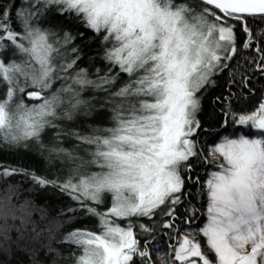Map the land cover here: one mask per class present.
I'll list each match as a JSON object with an SVG mask.
<instances>
[{"label": "snow or ice", "instance_id": "1", "mask_svg": "<svg viewBox=\"0 0 264 264\" xmlns=\"http://www.w3.org/2000/svg\"><path fill=\"white\" fill-rule=\"evenodd\" d=\"M48 7L100 35L110 45L105 59L118 67L116 75L93 80L85 69L77 70L75 37L36 23ZM249 18L264 23V0H199L196 5L188 0H31L19 10L0 6V52L11 48L21 56L0 58V144H39L45 129H58L56 121L73 119L86 103L80 96L87 87L108 93L114 104L112 127L87 134L57 132V138L66 134L77 141L72 151L49 149L75 165L67 179L24 173L40 187L59 188L98 218L102 231L77 229L67 237L81 249L76 264H137L134 257L139 264H153L155 247H149L147 237L143 242L137 238L129 218L160 214L168 217L162 227L175 230L177 206L190 195L187 185L200 184L199 175L191 174L197 162L218 169L204 181L207 224L200 231L207 250L184 235L168 245L173 261L264 264V102L251 113H226L234 122L260 130L258 137L225 136L207 155L194 139L202 130L195 115L200 109L197 93L236 54L233 21L246 33L243 47L253 46L256 35L248 27ZM259 40L264 42V34ZM261 61L256 67L264 73V54ZM121 73L128 80L113 90ZM91 166L98 170L87 171ZM20 172L24 170L4 169L0 175ZM105 194H111V206L98 211L93 204H102ZM188 211L193 217L198 212ZM9 215L23 225L31 210L0 207V218L6 221ZM113 218L129 223L122 227ZM140 227L141 234L155 232ZM208 252L215 254L214 260Z\"/></svg>", "mask_w": 264, "mask_h": 264}, {"label": "trees", "instance_id": "2", "mask_svg": "<svg viewBox=\"0 0 264 264\" xmlns=\"http://www.w3.org/2000/svg\"><path fill=\"white\" fill-rule=\"evenodd\" d=\"M24 1L0 0V6L19 10L23 7ZM188 2L196 5L199 0ZM36 23L43 29L49 27L60 35L70 32L75 37L73 44L79 49L80 56L77 60V70L85 69L89 79L95 80L105 74L116 75L119 71L118 67L110 66L105 59V50L110 45H106L100 35L86 29L79 20L67 18V14H62L57 7L43 9ZM232 23L236 24V54L224 62L228 66L223 71H218L211 77L213 83L206 85L197 93L200 98V109L195 115L202 130L197 131L194 139L204 150V155H207L210 146L223 136H235L240 131L247 135L252 134L251 126L234 122L226 113L252 112L264 100V73L256 67L262 62L261 55L264 54V42L259 40L261 34H264V23L258 18L248 19V27L256 35L253 46L249 48L243 47L248 40L241 25L235 21ZM68 47L71 48L72 45ZM257 47L261 52L256 51ZM73 55L69 53V58ZM127 80V75L121 73L113 90ZM80 98L86 103L74 113L73 119L56 121L58 129H45L39 144L34 141L21 142L19 145L0 144V172L4 169L24 170L11 176L0 175V207L19 209L20 206H25L31 210L27 224L22 225L20 219L13 220L11 215L6 221L0 218V264H74L81 254V249L71 244L65 235L74 229L98 231L101 228L97 217L82 210L75 200L61 192L59 188L40 187L31 175L24 174L34 173L50 180L64 181L75 165L66 158L50 152L49 149L61 147L72 151L77 147V141L66 134L57 138V132L68 133L75 130L87 134L93 129L113 126L114 104L108 99V93L87 87L81 92ZM24 99L27 102V98ZM25 143L27 146H24ZM40 144L44 147L41 148ZM79 155L84 153L80 152ZM212 168L213 164L203 162L195 164L194 172L191 174L199 175L200 184L187 185L190 195L184 197V203L177 206L175 230L162 227L168 217L160 214L151 219L132 217L129 219L137 238L143 242L147 237L151 241L149 247L159 250L177 243L184 228L189 224L194 228L200 227L207 218L208 197L204 181ZM95 170V166L87 169L90 172ZM111 202V194H105L104 202L98 206L93 204V207H97L98 211H105L111 206ZM69 208L76 211L69 212ZM191 208L198 210L194 217L188 211ZM20 214L19 210L15 213L17 217ZM115 221L126 226L129 223V220ZM141 225L152 227L155 232L151 236L141 234ZM196 237L202 249L207 250L206 237L202 234H196ZM208 255L209 258L215 259L214 253L208 252ZM134 261L139 264V258L134 257Z\"/></svg>", "mask_w": 264, "mask_h": 264}, {"label": "rangeland", "instance_id": "3", "mask_svg": "<svg viewBox=\"0 0 264 264\" xmlns=\"http://www.w3.org/2000/svg\"><path fill=\"white\" fill-rule=\"evenodd\" d=\"M30 3H31V0H25L24 2H23V7L22 8H28L29 7V5H30ZM47 30H49V31H52V32H55L54 30H52L51 28H49V27H47L46 28ZM58 35H60V34H58ZM0 58H5L6 60H11V59H16V60H19V59H21V56H20V54L19 53H16V52H14V51H12L11 50V48H6V49H4L2 52H0ZM59 83V82H58ZM264 99V98H263ZM263 102H264V100H263ZM249 113H251V112H249ZM244 114H246V113H244ZM252 128V127H251ZM252 134H250V135H255V136H259L260 135V130H257V129H255V128H252ZM241 135H247V134H245V132H242V131H240L237 135H235V136H229V137H231V138H238L239 136H241ZM225 136H223V137H221L219 140H217L216 141V143H214V144H218V143H220L222 140H223V138H224ZM214 144L213 145H211L210 146V148L211 147H213L214 146ZM210 150V149H209ZM219 163H223V160L221 159L220 161H219ZM213 166H214V168H212V170L211 171H215V170H218L217 169V166H216V164H213ZM98 169H96L95 171H97ZM94 171V172H95ZM210 171V172H211ZM112 203V202H111ZM108 209V208H107ZM116 223H118L120 226H122V227H127L125 224H121V223H119L118 221H115ZM207 224V218H206V220H205V222L200 226V227H198V228H194L193 226H190L191 224H189L188 226H186L185 228H184V230H183V232H182V236H184V235H189L190 237H192V238H194L196 241H198V238L196 237V234H202V232L200 231L201 229H203L204 227H205V225ZM74 230H77V229H74ZM74 230H72V231H74ZM71 231V232H72ZM90 231H92V230H90ZM99 231H102V228H100V230H98V231H93V232H99ZM70 233V232H69ZM69 233H67L66 235H65V237L67 238L68 237V235H69ZM203 235V234H202ZM182 236H180V237H182ZM199 242V241H198ZM176 244V243H175ZM152 258H153V264H179V262L178 261H173V259H172V255H170V250H169V248H167V247H165V248H161V249H157V250H155V251H153V254H152ZM211 259V258H210ZM74 264H76V262H74Z\"/></svg>", "mask_w": 264, "mask_h": 264}]
</instances>
